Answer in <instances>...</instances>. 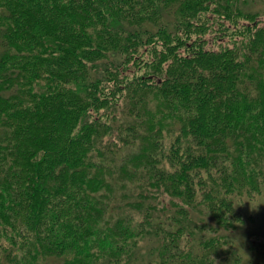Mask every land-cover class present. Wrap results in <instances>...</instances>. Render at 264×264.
Wrapping results in <instances>:
<instances>
[{
	"label": "trees",
	"instance_id": "obj_1",
	"mask_svg": "<svg viewBox=\"0 0 264 264\" xmlns=\"http://www.w3.org/2000/svg\"><path fill=\"white\" fill-rule=\"evenodd\" d=\"M259 16L0 0V264H264Z\"/></svg>",
	"mask_w": 264,
	"mask_h": 264
},
{
	"label": "rangeland",
	"instance_id": "obj_2",
	"mask_svg": "<svg viewBox=\"0 0 264 264\" xmlns=\"http://www.w3.org/2000/svg\"><path fill=\"white\" fill-rule=\"evenodd\" d=\"M246 2L250 10L259 13V17L261 18L260 23L264 24V0H246ZM241 20V18H238L239 22ZM242 199V205L247 213L245 215L251 216V220H246V223L244 224V231L247 230V232L249 233L252 232L249 237L251 240L254 239L253 237L255 236V233V239L259 240L260 242H264V199L257 196L253 197L250 200H247L246 197ZM247 259L248 255L243 258L242 264H246Z\"/></svg>",
	"mask_w": 264,
	"mask_h": 264
}]
</instances>
